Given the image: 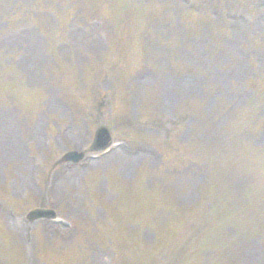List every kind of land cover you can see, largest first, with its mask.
<instances>
[{
	"label": "rangeland",
	"instance_id": "obj_1",
	"mask_svg": "<svg viewBox=\"0 0 264 264\" xmlns=\"http://www.w3.org/2000/svg\"><path fill=\"white\" fill-rule=\"evenodd\" d=\"M0 264H264V0H0Z\"/></svg>",
	"mask_w": 264,
	"mask_h": 264
},
{
	"label": "water",
	"instance_id": "obj_2",
	"mask_svg": "<svg viewBox=\"0 0 264 264\" xmlns=\"http://www.w3.org/2000/svg\"><path fill=\"white\" fill-rule=\"evenodd\" d=\"M102 134H104V132H101ZM68 157H71V155H68Z\"/></svg>",
	"mask_w": 264,
	"mask_h": 264
}]
</instances>
